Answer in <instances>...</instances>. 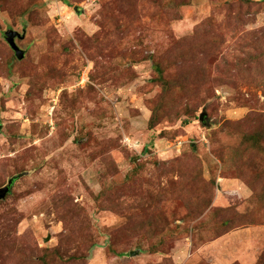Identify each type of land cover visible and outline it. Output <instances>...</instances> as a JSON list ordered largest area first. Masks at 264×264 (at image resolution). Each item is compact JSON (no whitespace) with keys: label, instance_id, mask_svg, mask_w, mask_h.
<instances>
[{"label":"rangeland","instance_id":"1","mask_svg":"<svg viewBox=\"0 0 264 264\" xmlns=\"http://www.w3.org/2000/svg\"><path fill=\"white\" fill-rule=\"evenodd\" d=\"M14 177L0 264H264V0H0Z\"/></svg>","mask_w":264,"mask_h":264},{"label":"water","instance_id":"2","mask_svg":"<svg viewBox=\"0 0 264 264\" xmlns=\"http://www.w3.org/2000/svg\"><path fill=\"white\" fill-rule=\"evenodd\" d=\"M75 10L79 11L78 7H75ZM17 33L15 31H8L6 33V37H7V41L9 43V45L11 46V48L15 51V54L17 56L18 59H23L25 57V50L22 49L15 41V37H16ZM201 118H203V116L201 115ZM14 182V178H11L8 182V185L1 187L0 188V198L5 197L11 190V185ZM135 254V253H132Z\"/></svg>","mask_w":264,"mask_h":264},{"label":"trees","instance_id":"3","mask_svg":"<svg viewBox=\"0 0 264 264\" xmlns=\"http://www.w3.org/2000/svg\"><path fill=\"white\" fill-rule=\"evenodd\" d=\"M185 122L189 123L190 121L186 120ZM16 178H18V177H14V181L16 180ZM13 183H14V182H13ZM13 183H12V185H13ZM12 185H11V188H12ZM10 191H11V190H10Z\"/></svg>","mask_w":264,"mask_h":264}]
</instances>
